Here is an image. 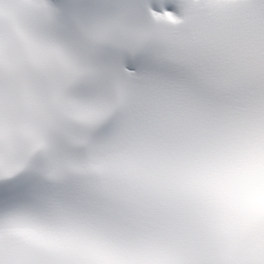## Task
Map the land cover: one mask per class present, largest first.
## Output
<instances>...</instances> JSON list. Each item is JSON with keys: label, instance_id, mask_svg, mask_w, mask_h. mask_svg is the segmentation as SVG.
<instances>
[{"label": "snow or ice", "instance_id": "6c2138e0", "mask_svg": "<svg viewBox=\"0 0 264 264\" xmlns=\"http://www.w3.org/2000/svg\"><path fill=\"white\" fill-rule=\"evenodd\" d=\"M0 264H264V0H0Z\"/></svg>", "mask_w": 264, "mask_h": 264}]
</instances>
